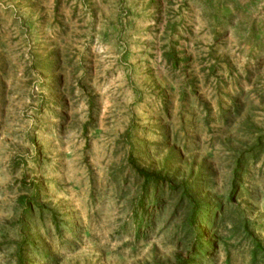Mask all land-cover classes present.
<instances>
[{
    "label": "rangeland",
    "instance_id": "1",
    "mask_svg": "<svg viewBox=\"0 0 264 264\" xmlns=\"http://www.w3.org/2000/svg\"><path fill=\"white\" fill-rule=\"evenodd\" d=\"M0 264H264V0H0Z\"/></svg>",
    "mask_w": 264,
    "mask_h": 264
}]
</instances>
